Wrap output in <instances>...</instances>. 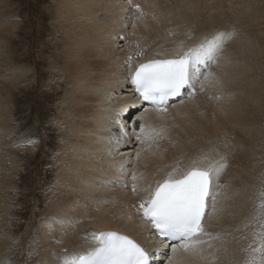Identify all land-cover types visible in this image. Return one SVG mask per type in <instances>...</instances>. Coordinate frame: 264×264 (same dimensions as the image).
Masks as SVG:
<instances>
[{
	"label": "bare ground",
	"instance_id": "1",
	"mask_svg": "<svg viewBox=\"0 0 264 264\" xmlns=\"http://www.w3.org/2000/svg\"><path fill=\"white\" fill-rule=\"evenodd\" d=\"M50 6L61 31L58 43L63 44L52 66L72 90L64 96L68 134L50 191L56 204L38 223L36 201L28 220L13 217L24 206L14 204L12 193L18 191L13 175L22 159H13L9 151L13 142L14 151L17 144L32 149L35 144L26 141L38 140V126L34 123L22 137L9 139L13 108L2 97L1 86L0 264L12 262L13 256L17 264H29L25 252L36 247L37 264H65L89 250L93 236L104 230L133 236L157 252V264H169L165 253L173 256L172 246L159 244L138 209L150 186L173 169L179 175L194 161L224 167L213 181L215 211L209 199L203 220L207 235L201 237L199 252L178 250L173 264H245L264 232V64L258 58L264 50L257 44L259 14L250 11L248 0H54ZM226 11L233 22H218ZM3 29L0 24V33ZM221 31L232 33V38L203 69L204 75H213L208 80L202 75L193 95L159 109L141 104L133 94L130 71L142 62L173 58ZM29 70L15 66L12 71L16 80H28ZM121 110L127 114L117 123ZM142 124L152 139L140 143L133 130L138 133Z\"/></svg>",
	"mask_w": 264,
	"mask_h": 264
},
{
	"label": "rangeland",
	"instance_id": "2",
	"mask_svg": "<svg viewBox=\"0 0 264 264\" xmlns=\"http://www.w3.org/2000/svg\"><path fill=\"white\" fill-rule=\"evenodd\" d=\"M53 1L0 0V24L4 26L0 33V87L3 86L2 97H7L5 100L9 103L8 106L13 108L8 124L12 136L9 139L22 137L31 131L34 123L38 126L36 133L38 140L32 149L17 144V150L14 151L16 142H13L11 146L13 151H9L13 159L16 157L22 159V164L13 175L18 191L13 190L12 193L14 204L24 206L17 210L13 217L15 220L20 218L23 221L28 220L36 201L38 204L36 223L47 217L56 204L54 199H51L50 191L59 176L64 148L63 137L68 134L63 120L64 96L66 91L68 93L72 91L71 86L59 76L61 74H56V66H52L57 50L63 46L62 43H58L60 38L57 39L61 31L51 10L50 5ZM248 3L250 11L259 14L257 18L261 31H256L257 44L264 50V0H248ZM231 16V13L226 11L221 19L217 18V21L233 22ZM258 58L260 63L264 64V52ZM15 66L29 67L28 80L24 77L20 80L15 79L16 75H13L12 71ZM4 75L8 76L3 77ZM261 119L264 123L263 115ZM261 180L263 181V178ZM263 216H260L262 220ZM39 252L37 247L28 249L24 257L27 261L30 260L29 264H37ZM13 254H16V249L11 252L12 256ZM10 259L12 262L8 264H13L18 257L13 256V259Z\"/></svg>",
	"mask_w": 264,
	"mask_h": 264
},
{
	"label": "snow or ice",
	"instance_id": "3",
	"mask_svg": "<svg viewBox=\"0 0 264 264\" xmlns=\"http://www.w3.org/2000/svg\"><path fill=\"white\" fill-rule=\"evenodd\" d=\"M139 11V5L136 6ZM232 33L217 32L205 37L202 42L187 50L181 49L173 58L154 59L140 63L128 73V79L141 101L150 102L158 109L165 105L170 97H178L183 89H190L189 96L195 93L196 85L203 75L208 80L212 73L204 75L203 69L215 62L218 53L226 42L232 38ZM123 39V37H118ZM132 58H128L127 66ZM203 90V84H201ZM119 115V113H117ZM115 123V121H113ZM123 131V129H121ZM135 138L140 143L152 139L151 131L140 126ZM116 140V137H109ZM34 138L27 144H35ZM117 143L119 141L117 140ZM139 156V153H137ZM224 165L217 166L215 162L202 165L193 162L192 166L175 175V169L162 181H157L155 187L146 190V196L141 200L138 214L154 230L153 235L159 237V244L169 247L166 241L179 240V246H172L173 256L165 253V259L173 264V258L178 250L184 252H199L201 237L207 235L202 223L207 202L213 201L215 211V196L212 192L214 179L218 178ZM136 179L135 175L132 177ZM133 186V191H135ZM96 247L86 254H80L65 261V264H152L155 253L147 251L135 240L117 232H104L94 235ZM259 245L251 248V254L245 264H264V232L259 234Z\"/></svg>",
	"mask_w": 264,
	"mask_h": 264
}]
</instances>
